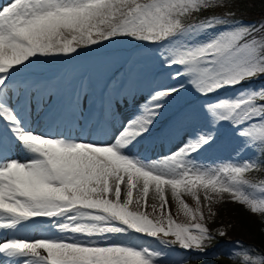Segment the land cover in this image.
<instances>
[{
  "label": "snow or ice",
  "instance_id": "obj_1",
  "mask_svg": "<svg viewBox=\"0 0 264 264\" xmlns=\"http://www.w3.org/2000/svg\"><path fill=\"white\" fill-rule=\"evenodd\" d=\"M229 4L230 0L0 4V131L25 156L0 158V264H162L163 251L150 247L146 238L207 255L215 237L204 223L203 209L214 216L212 205L225 201L258 215L264 224V179L256 183L248 178L264 169V160L200 164V153L215 141L210 130L187 134L163 158L149 160L131 152L151 134L170 99L190 85L205 98L201 108L212 126L230 124L241 147L257 148L264 155V86H244L264 77V23L244 24L233 12H216ZM204 12L211 14L202 17ZM119 37L155 45L170 82L152 89L109 143L33 131L24 110L11 102L15 73L39 58L71 57L82 48ZM169 196L186 223L173 218ZM149 198L155 201L151 205ZM29 223L45 224L50 235H25ZM239 248L233 253L237 264H264V253L254 254L250 246Z\"/></svg>",
  "mask_w": 264,
  "mask_h": 264
},
{
  "label": "rangeland",
  "instance_id": "obj_2",
  "mask_svg": "<svg viewBox=\"0 0 264 264\" xmlns=\"http://www.w3.org/2000/svg\"><path fill=\"white\" fill-rule=\"evenodd\" d=\"M231 4L241 13L264 10V0H230L229 5ZM201 16L204 17L206 14L202 13ZM236 20L244 24H255L243 19ZM95 47L98 52L94 55L87 54L85 51L87 48H82L71 57L39 58L36 63L22 68L14 75L12 83L14 98L11 102L18 109L24 110L28 105L27 92H32L33 100L38 98V101L41 93L46 92L41 114L48 113L50 117L55 114L57 119L61 120L64 118L67 121L66 126H69L74 133L92 132L100 129L108 121L120 119L121 116L124 122H127L138 113L152 89L170 82L167 70L162 69L159 64L155 45L119 37ZM87 75L91 76L90 82L87 81ZM228 94L231 95V91ZM74 102L81 106L74 107ZM204 102L205 98L187 85L183 91L170 99L151 134L132 147V154L149 160L163 158L168 150L163 148L160 137L165 136L166 131L177 127L180 132L175 147L182 138L196 130H210L214 134V143L206 147L197 158L200 164L216 166L245 161L249 148L241 147L242 141L236 136L230 124L224 123L218 126L210 124L201 108ZM34 104L36 105V102ZM62 127V133L69 130L65 126ZM5 146H7L6 142ZM5 146L1 144L0 158L6 157V153H9L10 159H14V152H22L16 144L12 151ZM185 200L189 206L196 207L190 197H185ZM154 202L149 198V205ZM169 202L171 203L170 196ZM201 203H204L202 196ZM238 207L241 208L239 204L225 201L214 203L212 211L225 209L226 215L233 218L230 210H236ZM203 210L208 212L206 207ZM147 211L151 213V207H148ZM171 212L179 222L180 220L187 222L183 215H177L174 203H171ZM240 212L242 214L241 210ZM250 217H248L249 221ZM254 225L251 223L252 229ZM24 234L34 239L50 235L45 224L31 223ZM146 239L149 240L150 247L163 251L164 255L160 257L162 264H237L233 253L240 250L239 246H250L254 254L264 253L254 248L251 243L239 239L227 238L221 241L215 238L207 255L185 252L176 246L164 247L152 238ZM234 242H239V245H234ZM2 259L0 257V260Z\"/></svg>",
  "mask_w": 264,
  "mask_h": 264
},
{
  "label": "trees",
  "instance_id": "obj_3",
  "mask_svg": "<svg viewBox=\"0 0 264 264\" xmlns=\"http://www.w3.org/2000/svg\"><path fill=\"white\" fill-rule=\"evenodd\" d=\"M217 13H227V12H233L235 14L234 18H243L250 21H253L255 24L260 25L261 23H264V10L261 11H248L247 13H239L236 10H234L233 6L224 8H218L216 9ZM208 13L209 15L211 13ZM244 86H252V87H261L264 86V77L258 78L255 81L252 82H246ZM247 160H253V161H260L264 160V155H262L257 148H250L249 152L247 153ZM248 178L253 181H260L264 179V169H256L253 172L248 174ZM233 210V211H232ZM230 210L233 218L227 216L225 213V209L222 211H212L215 213L214 216H209V212H204V223L209 229L210 233L217 234L218 231H224L226 232V235L224 236H218L219 239H226V238H237L238 239H244L247 241H250L255 247L259 248L260 250L264 251V230L261 225V218L258 215H251L248 212L244 210V208L241 206V208H237L236 210L232 209ZM242 211V214L240 212ZM251 216V217H250ZM248 217H250V221L248 220ZM254 221V222H253ZM251 223H254V229H252ZM250 239V240H249ZM253 239V240H252ZM254 243H253V242ZM257 244V245H256Z\"/></svg>",
  "mask_w": 264,
  "mask_h": 264
},
{
  "label": "bare ground",
  "instance_id": "obj_4",
  "mask_svg": "<svg viewBox=\"0 0 264 264\" xmlns=\"http://www.w3.org/2000/svg\"><path fill=\"white\" fill-rule=\"evenodd\" d=\"M7 1L8 0H0V4L5 3ZM9 91H10L11 96H12L13 86H11ZM45 95H46V92L41 93L39 101L33 100V93L30 91L27 93V96H26L27 101H28V105L24 109L25 119L27 120L28 126L33 131H35L37 133L48 134V135H51L53 133H57L58 135L68 136V137H72V138H82V139H85L89 142H94V143H109V142H111V139L126 124V122H124V120L122 119L123 116H121L120 119L112 120L111 122L106 123L100 129L95 130L93 133H89V132L73 133L71 131H67L65 133H58V132H61L60 130H62V128H63L62 126H65L66 124H65L64 120L61 121L60 119H57L56 116L50 117L48 113L41 114V112H42L41 106H42L43 100L46 98ZM34 102H36V105L34 104ZM120 127H121V129H120ZM118 128H119V131L117 132ZM179 132H180V129H178L177 127H174L172 129L166 131L165 136L160 137L163 148L168 150L166 152V154H168V153H170V151L174 150L175 145H176V141L178 140ZM5 138H7V136L4 135L3 132L0 131V143ZM13 145H14V142L8 138V147L10 148L9 149L10 151H12ZM8 154H7V156H8ZM24 158H25V156H24L23 152H14V159L23 160ZM221 241H222V239H221ZM247 241H245V242H247Z\"/></svg>",
  "mask_w": 264,
  "mask_h": 264
}]
</instances>
